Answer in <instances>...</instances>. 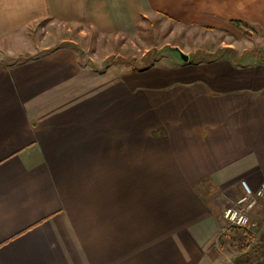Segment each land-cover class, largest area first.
Instances as JSON below:
<instances>
[{
	"label": "crops",
	"instance_id": "0c3cea01",
	"mask_svg": "<svg viewBox=\"0 0 264 264\" xmlns=\"http://www.w3.org/2000/svg\"><path fill=\"white\" fill-rule=\"evenodd\" d=\"M152 15L236 35L247 22L264 45V0H0V264L233 263L226 200L264 183V63L242 50L90 70L27 37L47 19L132 37Z\"/></svg>",
	"mask_w": 264,
	"mask_h": 264
},
{
	"label": "rangeland",
	"instance_id": "374dc122",
	"mask_svg": "<svg viewBox=\"0 0 264 264\" xmlns=\"http://www.w3.org/2000/svg\"><path fill=\"white\" fill-rule=\"evenodd\" d=\"M238 33L242 34L236 35L201 27L180 25L166 17L152 15L149 21L146 20L142 24L140 31L132 37L100 35V33L89 29L86 34H80L79 30H67L57 26L49 19L38 20L31 24L27 37L32 48H40L38 54L42 53L41 48L44 46L54 50L65 48L79 58L80 68L90 70L110 68L134 70V66L148 67L149 69L151 67L174 69L184 66L183 63L185 62H189L190 56L194 58V62H197L200 59L208 60L227 55L238 57L242 50H244L242 54L244 57H251L252 59L258 57L261 60V57L264 56V45L259 31L247 27ZM62 39H69L70 41L61 42ZM236 40H239L237 49L225 48L226 43L236 42ZM181 53L190 55L188 61H184ZM94 87L96 88L88 86L86 95L89 98L95 97L96 94L97 98L102 97L103 88L101 85L97 84ZM100 89H102V93H100ZM107 93L103 94V97H110V91ZM83 95L84 92L73 96L82 97ZM229 195L225 207L235 204L238 198L233 192ZM261 206L264 210V198L256 199L251 208L248 205L244 206V208L249 209L248 214L251 219L249 227L256 233L264 226V221L259 222L260 217L258 216L260 214L258 209ZM224 224L226 227L232 226L225 219ZM242 240L243 236L238 234L234 239L226 237L223 243L219 241L222 249L221 257L227 262L234 260L235 256L239 254L238 243H241Z\"/></svg>",
	"mask_w": 264,
	"mask_h": 264
},
{
	"label": "trees",
	"instance_id": "16d2710c",
	"mask_svg": "<svg viewBox=\"0 0 264 264\" xmlns=\"http://www.w3.org/2000/svg\"><path fill=\"white\" fill-rule=\"evenodd\" d=\"M234 23L238 26H250V24L243 21H234ZM261 61L264 63V56L261 57ZM147 68L134 66V70L136 71ZM238 234L243 236V240L241 243H238L239 254L235 256L232 264H260L264 260V238L257 237V233L249 226L226 227L225 232L220 236V242L223 243L226 237L234 239Z\"/></svg>",
	"mask_w": 264,
	"mask_h": 264
},
{
	"label": "built area",
	"instance_id": "2783aa9c",
	"mask_svg": "<svg viewBox=\"0 0 264 264\" xmlns=\"http://www.w3.org/2000/svg\"><path fill=\"white\" fill-rule=\"evenodd\" d=\"M242 194L236 199L235 204L226 207L223 217L229 225L237 227H245L251 224L248 214L249 209L255 203L256 199L264 198V183L259 187H252L246 180L241 181Z\"/></svg>",
	"mask_w": 264,
	"mask_h": 264
},
{
	"label": "water",
	"instance_id": "95a60500",
	"mask_svg": "<svg viewBox=\"0 0 264 264\" xmlns=\"http://www.w3.org/2000/svg\"><path fill=\"white\" fill-rule=\"evenodd\" d=\"M181 55H182L184 61H188L189 55H186V54H183V53H181Z\"/></svg>",
	"mask_w": 264,
	"mask_h": 264
}]
</instances>
